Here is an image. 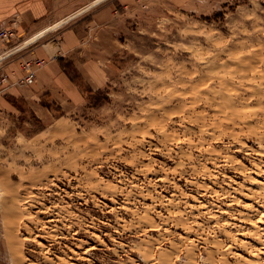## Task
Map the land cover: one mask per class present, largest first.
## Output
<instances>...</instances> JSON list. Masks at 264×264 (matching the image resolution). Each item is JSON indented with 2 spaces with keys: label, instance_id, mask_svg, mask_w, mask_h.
I'll return each instance as SVG.
<instances>
[{
  "label": "rangeland",
  "instance_id": "obj_1",
  "mask_svg": "<svg viewBox=\"0 0 264 264\" xmlns=\"http://www.w3.org/2000/svg\"><path fill=\"white\" fill-rule=\"evenodd\" d=\"M115 9L58 58L80 99L0 115V264H264V0Z\"/></svg>",
  "mask_w": 264,
  "mask_h": 264
},
{
  "label": "crops",
  "instance_id": "obj_2",
  "mask_svg": "<svg viewBox=\"0 0 264 264\" xmlns=\"http://www.w3.org/2000/svg\"><path fill=\"white\" fill-rule=\"evenodd\" d=\"M115 3L116 0H0V29L11 27L15 30L16 39L13 41H16L18 50L14 55L19 58V64L21 59L41 62L35 66L36 78L31 85L16 83L15 79L21 76L16 63L7 67L15 75L9 78V83L15 84H0V115L16 111L13 101L18 99L27 100L34 113L40 112V90L54 95L58 89L62 99H80V91L60 68L58 58L70 57L74 53L81 57L87 52L88 48L82 43L84 34L80 26L84 20L87 23L85 31L94 30L100 43L110 31L113 33L112 28L120 19ZM115 42L112 40V45ZM73 60L81 75L89 77L87 72H90L94 78L97 77L96 82L103 78L98 55ZM89 66L96 72L90 71Z\"/></svg>",
  "mask_w": 264,
  "mask_h": 264
},
{
  "label": "built area",
  "instance_id": "obj_3",
  "mask_svg": "<svg viewBox=\"0 0 264 264\" xmlns=\"http://www.w3.org/2000/svg\"><path fill=\"white\" fill-rule=\"evenodd\" d=\"M14 29L11 27L0 29V44H6L12 40L15 36ZM41 62H33L30 60H22L21 67L25 72L24 76L21 77L16 83L22 85H31L34 83L36 78V67L39 66ZM0 82H9V76L7 73H2L0 71ZM15 84V83H12ZM12 84H8L9 86Z\"/></svg>",
  "mask_w": 264,
  "mask_h": 264
}]
</instances>
